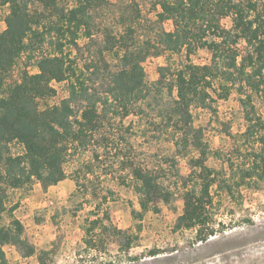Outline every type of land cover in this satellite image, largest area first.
<instances>
[{
  "label": "trees",
  "instance_id": "16d2710c",
  "mask_svg": "<svg viewBox=\"0 0 264 264\" xmlns=\"http://www.w3.org/2000/svg\"><path fill=\"white\" fill-rule=\"evenodd\" d=\"M153 1L158 21H170L173 28L141 40L134 35L141 26L140 10L130 2L119 14L121 32L114 34L99 24L113 0H0L5 11L0 28V264H9L5 246L23 258L36 255L24 225L12 216L17 206L7 208L10 191L35 183L47 190L70 178L76 193L94 205V218L84 228L85 249L116 243L123 252L131 250L135 237L114 226L108 209L99 214L116 196L104 183L108 177L123 186L130 181L141 208L132 214L138 217L180 200L184 208L175 229L195 230L199 242L216 233L217 197L238 199L244 188L264 187V117L252 105L254 95L264 94V0ZM102 28L107 31L99 41ZM198 50L210 54L207 64L190 60ZM84 53L90 56L80 65ZM163 53L185 59L171 57L158 68L156 81H146L143 64ZM108 56L118 62L116 68ZM20 62L22 72L11 80ZM54 83L66 84L67 97L41 108V102L56 96ZM233 92L240 97L246 129L236 135L227 130L234 141L222 158L228 168L215 169L207 164L210 148L203 129L194 126L192 110L215 113L217 100H228ZM148 108L160 118L153 123L160 136L165 133L175 148L168 166L175 167L176 157L187 159L188 176L177 170L169 180L168 170L139 159L123 134L132 129L124 121L142 117ZM6 212L11 220L3 224ZM48 256L42 252L39 263L47 264Z\"/></svg>",
  "mask_w": 264,
  "mask_h": 264
},
{
  "label": "rangeland",
  "instance_id": "374dc122",
  "mask_svg": "<svg viewBox=\"0 0 264 264\" xmlns=\"http://www.w3.org/2000/svg\"><path fill=\"white\" fill-rule=\"evenodd\" d=\"M113 1L100 15L99 24H105L114 34L121 32L119 14L129 2L140 10L141 26L135 28L136 38H154L157 33L173 28L170 21H158L153 0ZM4 14L5 11L1 10V29H4ZM223 24L230 27L229 20L223 21ZM102 30L96 34L99 41L107 31ZM80 45L87 48L89 43L81 40ZM84 54L78 59L80 65L90 56V53ZM171 57L172 61L185 59L184 54L173 57L167 53L149 58L143 64L146 81H156L158 68L166 65ZM107 59L116 68V59L110 56ZM190 60L194 64L204 65L209 62L210 54L198 50L190 56ZM21 64L15 67L11 80L19 78L23 68ZM31 72L36 70L31 69ZM54 86L56 96L41 102V108L52 106L67 97L65 83H54ZM239 99V95L233 92L228 100H217L213 105L215 113L202 108L192 110L194 126L203 129L204 142L210 148L207 164L212 168H228L222 158L234 141L227 135V130L236 135L246 129ZM252 105L264 117V94L254 95ZM159 121L156 111L148 108L142 117L131 116L124 121V127L132 124V129L123 134L127 136L138 158L152 167L168 170L169 180L174 179L177 170L181 175L188 176L190 170L187 159L176 157L175 167H171L172 163L168 166L167 162L175 157L176 152L165 133L160 136L154 127L153 123ZM218 153L222 157H217ZM71 170L72 165H68V173ZM129 182L123 186L113 178L105 180L104 183L115 190L116 196L113 202L103 205L99 213L104 216L108 209L114 226L135 237L128 252L121 251L116 243H109L105 249L97 251L85 249L84 228L88 224L86 220L94 218L91 214L94 205L76 193L75 183L70 178L47 190L35 183L24 190L10 191L7 208L17 206L12 216L24 225L25 236L34 244L36 255L23 258L20 254L7 252L5 256L9 264H40L38 257L42 252L49 253L47 264H264V187L260 190L244 188L238 199H231L224 194L217 197L213 226L216 233L208 241L199 242L195 230L175 229L184 208L180 200L161 205L158 213L142 212L141 217L133 215V210L141 212V208L138 195ZM10 220L9 214L4 213L2 223L7 224ZM154 250L158 254L151 256L150 252Z\"/></svg>",
  "mask_w": 264,
  "mask_h": 264
},
{
  "label": "built area",
  "instance_id": "2783aa9c",
  "mask_svg": "<svg viewBox=\"0 0 264 264\" xmlns=\"http://www.w3.org/2000/svg\"><path fill=\"white\" fill-rule=\"evenodd\" d=\"M4 252L7 254V252H11V254H19L17 250L13 246H5L3 248ZM20 257V256H19Z\"/></svg>",
  "mask_w": 264,
  "mask_h": 264
}]
</instances>
